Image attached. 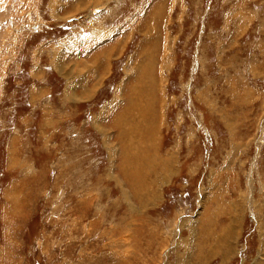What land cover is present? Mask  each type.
Returning a JSON list of instances; mask_svg holds the SVG:
<instances>
[{"label": "rangeland", "instance_id": "1", "mask_svg": "<svg viewBox=\"0 0 264 264\" xmlns=\"http://www.w3.org/2000/svg\"><path fill=\"white\" fill-rule=\"evenodd\" d=\"M23 2L0 264H264V0Z\"/></svg>", "mask_w": 264, "mask_h": 264}, {"label": "bare ground", "instance_id": "2", "mask_svg": "<svg viewBox=\"0 0 264 264\" xmlns=\"http://www.w3.org/2000/svg\"><path fill=\"white\" fill-rule=\"evenodd\" d=\"M0 3H1L0 10L5 8L6 6L8 7L3 12L2 11L0 12L1 19H3L6 22V24L11 26L12 28L14 27V32H19L22 27L20 25V20H19L18 16H19L20 10H21V8L23 6V3H24L23 0H0ZM3 20H0V22L3 21ZM13 38H14V36L11 39V45H13ZM8 43L10 44V42H8ZM9 44H7V49H8ZM60 62H62V61H60ZM63 69H64V67H63V62H62L58 66L57 70L61 73L63 71ZM141 70L143 72V77H144V74H145L144 73V67ZM140 93H141V91H140ZM119 121H120V116L115 118V123L116 124L120 125L121 122L119 124ZM120 132H122V131H120Z\"/></svg>", "mask_w": 264, "mask_h": 264}]
</instances>
